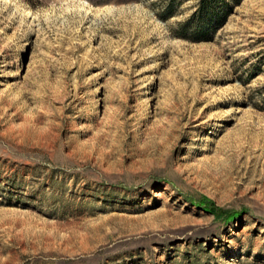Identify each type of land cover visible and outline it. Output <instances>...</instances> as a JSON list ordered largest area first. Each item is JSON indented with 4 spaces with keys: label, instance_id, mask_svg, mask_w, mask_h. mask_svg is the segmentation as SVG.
I'll return each instance as SVG.
<instances>
[{
    "label": "rangeland",
    "instance_id": "rangeland-1",
    "mask_svg": "<svg viewBox=\"0 0 264 264\" xmlns=\"http://www.w3.org/2000/svg\"><path fill=\"white\" fill-rule=\"evenodd\" d=\"M0 264H264V0H0Z\"/></svg>",
    "mask_w": 264,
    "mask_h": 264
},
{
    "label": "trees",
    "instance_id": "trees-1",
    "mask_svg": "<svg viewBox=\"0 0 264 264\" xmlns=\"http://www.w3.org/2000/svg\"><path fill=\"white\" fill-rule=\"evenodd\" d=\"M224 20H216V24L213 26V30L218 29L219 26H221L222 22ZM198 36L191 38L193 42H203V41H208L209 40V34L212 35V32H208L205 30H197L196 31Z\"/></svg>",
    "mask_w": 264,
    "mask_h": 264
}]
</instances>
